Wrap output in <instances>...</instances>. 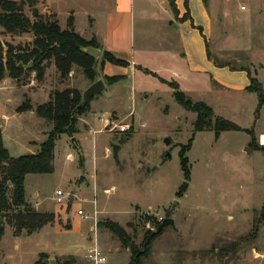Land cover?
<instances>
[{"label":"rangeland","instance_id":"rangeland-1","mask_svg":"<svg viewBox=\"0 0 264 264\" xmlns=\"http://www.w3.org/2000/svg\"><path fill=\"white\" fill-rule=\"evenodd\" d=\"M25 1V13L33 20ZM205 1L213 9L214 32L184 35L183 48L174 31L173 9V25L167 13L155 11L166 19L159 22V35L167 43L145 32L153 23L142 25L138 19L130 76L129 66L102 64L105 50L94 39L102 50L94 81L102 78L106 88L78 115L75 132L57 139L54 171L30 173L25 180L28 204L54 212L55 222L16 236L8 215L1 217L0 264H45V258L55 264L71 258L75 264H93L85 255L94 240L106 256L103 264H136L132 247L142 250L157 223L169 216L175 226L157 233L137 264H264V104L258 111L257 92L235 90L251 83L248 71L235 70L242 64L264 88V0ZM188 7L193 8L190 0ZM189 21L190 28L195 16ZM167 29L175 34L168 36ZM0 39L24 47L34 37L31 32L7 33L0 26ZM113 75L124 78L110 83L106 76ZM4 80L0 90H10V95L0 104V126L8 125L3 118L8 113L4 144L14 157L34 151L15 140L46 139L37 128L53 127L35 111H17L26 98L36 107L55 90L76 88L82 95L94 82L79 66L63 78L53 61L41 81L35 71ZM174 82L187 97L206 102L243 130L223 131L219 138L213 129L195 132L197 115L176 100ZM183 158L190 179L180 195L186 181ZM58 189L64 192L62 204L56 200ZM8 195L11 199L12 188ZM79 209L89 218L79 215ZM111 224L122 227L128 239L114 234Z\"/></svg>","mask_w":264,"mask_h":264},{"label":"trees","instance_id":"trees-1","mask_svg":"<svg viewBox=\"0 0 264 264\" xmlns=\"http://www.w3.org/2000/svg\"><path fill=\"white\" fill-rule=\"evenodd\" d=\"M188 1L185 0L187 13L182 17L184 20L190 18ZM28 2L32 7L33 20L25 13V0H0V26L3 27L4 31L12 34L31 32L34 37L32 43L24 47L21 45L15 46L0 39V83L7 75L19 80L26 71H35L37 79L41 81L44 79L47 64L51 61H53L63 78L68 77L74 66H79L82 68L83 73L94 81L96 78L97 59L85 53L83 49L88 46L99 47L97 41L94 39L88 40L77 32L74 28L73 18H69L67 28H62L53 14L42 13L36 8L35 0H29ZM171 5L178 15L175 0H171ZM208 56H210L209 50ZM106 61L124 67L130 65L128 60L118 57L108 50L103 53L102 64ZM30 62L33 63L32 67L24 68L23 64L27 65ZM248 74L251 83L247 90L258 93L259 111L264 104V88L257 78L251 75L250 70H248ZM106 77L110 83L118 82L124 78L122 75ZM173 88L176 100L187 110L196 113L195 132L213 129L216 138H219L223 131L243 130L237 123L217 115L214 109L206 102H195L187 97L183 91L179 90L177 82L173 83ZM81 100L82 95L78 89L66 88L64 90H55L51 94L49 101L36 107L33 106L28 98L17 107L19 112L34 110L39 117L53 124L52 129L47 134V138L41 143L40 149L36 153L22 154L17 157L12 156L4 144L0 126V175L2 177L0 181V218L8 215V222L13 227L16 236L24 232L33 234L46 225L55 222L56 214L54 212H40L28 204L26 201L25 180L30 173L45 174L54 171L57 139L64 133L72 134L75 132L78 115L84 113L89 106L90 102L74 112ZM182 167L186 181L181 186L180 195L188 189L187 181L190 179V170L187 166L186 158L182 159ZM9 182L12 184L11 187H9ZM10 188H12L11 199L8 195ZM20 207H23V209L15 210V208ZM110 227L120 239H128V235L122 227L117 224H111ZM4 231L5 226L0 221V239ZM150 235L144 240V248L142 250L134 246L131 249L132 258L136 264L138 259L145 256L149 251L148 242L150 241L148 239ZM58 264H75V259L71 258Z\"/></svg>","mask_w":264,"mask_h":264},{"label":"crops","instance_id":"crops-1","mask_svg":"<svg viewBox=\"0 0 264 264\" xmlns=\"http://www.w3.org/2000/svg\"><path fill=\"white\" fill-rule=\"evenodd\" d=\"M38 6L43 8V13L53 14L59 21L60 25L63 24L68 27L69 18L74 20V28L83 37L88 40L97 39L104 50L113 52L116 56L128 60L130 63L135 64V45H136V21L139 19L142 21V25L148 23H153L149 30H145L148 34L153 32L156 36L157 42H166L163 36L159 35V22L161 20H169L170 25L175 24L174 31L178 33V40L180 43L184 41V35H195L196 33L207 30L208 33L214 32V20H213V9L210 7L209 3L205 0H190L191 6L189 8V14L195 16V21H191L190 28L188 27L189 19H182L184 14L187 13V8L185 5V0H175L178 15L176 14L175 21L169 17L170 9H173L171 5V0H38ZM159 7V8H158ZM168 14L167 18L160 17L156 15L160 13V10ZM174 10V9H173ZM158 13H156V12ZM197 12V13H196ZM161 26V25H160ZM149 31V32H148ZM167 31H169L167 29ZM172 34L173 31H169ZM202 33V32H201ZM175 38V36H174ZM166 39L171 41V39ZM167 43V42H166ZM171 47V46H170ZM183 48V45H182ZM184 55V54H183ZM185 57V55H184ZM186 58V57H185ZM187 60V58H186ZM215 63L210 60L209 63ZM215 63V69H216ZM131 67V66H130ZM191 69V67H190ZM235 69V68H233ZM135 68L131 67L130 73L128 69V76L134 72ZM239 72L248 71L249 68L245 64H242L238 69ZM51 71V70H50ZM189 72V70H188ZM174 74L179 75L176 71ZM49 75V74H47ZM249 76V75H247ZM7 80V79H6ZM5 81V80H4ZM250 85H242L241 88H236L235 90L244 91ZM10 90L1 89L0 90V104L6 103V97H9ZM50 95H48L49 98ZM47 100V99H46ZM49 100V99H48ZM34 111V110H31ZM3 118L8 121L10 115L6 112L3 113ZM8 125L5 123L1 125L3 139L5 137V132L7 131ZM38 131L45 133L46 135L51 130L49 126L38 127ZM21 136V133H20ZM47 138V137H46ZM18 143L29 144L34 149L32 153H36L40 149V145L45 139H40L36 137H31L29 140H15ZM23 141V142H22ZM16 143V142H15ZM19 144V145H20ZM9 150V149H8ZM10 151V150H9ZM37 205V204H36ZM57 213V211H56Z\"/></svg>","mask_w":264,"mask_h":264},{"label":"water","instance_id":"water-1","mask_svg":"<svg viewBox=\"0 0 264 264\" xmlns=\"http://www.w3.org/2000/svg\"><path fill=\"white\" fill-rule=\"evenodd\" d=\"M84 52L91 55L92 57L98 59L102 50L100 47H96V46H88L85 47ZM32 62H30L29 64H23L24 68H30L32 67ZM129 73L131 70V67L129 66ZM106 88V84L104 82V80L102 78H98L96 81H94L87 89H85L82 93V100L81 103L77 105V107L75 108L74 112L78 111L80 109L81 106L86 105L87 103L90 102V100L96 96L97 94L102 93ZM167 144H170V139L167 138L166 139ZM249 153H251V149L248 148L247 149ZM170 157V154H169ZM11 183V182H10ZM72 199V197H71ZM177 203V202H175ZM175 226V219L173 217H165L162 219V221L156 226V229L151 233L150 238L148 239V241L151 240L152 237H154L157 233L161 232L164 228L168 227V226ZM44 263L45 264H55V260H50L48 258L44 259Z\"/></svg>","mask_w":264,"mask_h":264},{"label":"built area","instance_id":"built-area-1","mask_svg":"<svg viewBox=\"0 0 264 264\" xmlns=\"http://www.w3.org/2000/svg\"><path fill=\"white\" fill-rule=\"evenodd\" d=\"M128 128V126H126ZM125 129V127H124ZM57 194V202L62 204L64 202V192L61 189H58L56 191ZM78 214L82 217L89 218V216L82 210H78ZM94 244L88 248V251L85 255V257L93 264H103L106 262V256L104 255L101 247L99 246V243L97 240H94Z\"/></svg>","mask_w":264,"mask_h":264}]
</instances>
